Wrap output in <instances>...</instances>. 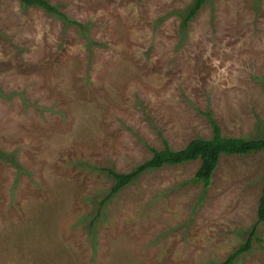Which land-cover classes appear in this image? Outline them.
I'll list each match as a JSON object with an SVG mask.
<instances>
[{
  "label": "rangeland",
  "instance_id": "1",
  "mask_svg": "<svg viewBox=\"0 0 264 264\" xmlns=\"http://www.w3.org/2000/svg\"><path fill=\"white\" fill-rule=\"evenodd\" d=\"M0 0V264H264L263 153L113 179L162 150L264 138V0ZM4 158V157H3ZM15 161L16 164H13Z\"/></svg>",
  "mask_w": 264,
  "mask_h": 264
},
{
  "label": "trees",
  "instance_id": "2",
  "mask_svg": "<svg viewBox=\"0 0 264 264\" xmlns=\"http://www.w3.org/2000/svg\"><path fill=\"white\" fill-rule=\"evenodd\" d=\"M21 3L26 7H37L45 12L60 16L69 25L83 26L75 21L67 18L63 13L59 11V8L52 5L48 0H20ZM207 0H194L190 11L184 18V26L195 18L197 13L206 4ZM205 115L208 118L210 126L213 129V136L211 139L196 138L192 140L187 146L181 150H172L166 141H163V149L155 150L151 149L153 156L150 160L137 167L133 172L129 174H122L116 172L114 169H103L113 179V186L109 194L99 202L98 212L92 221V225L95 224L97 219L100 217L101 209L108 203V201L118 194L122 189L131 185L135 182L141 174L153 170L161 169L164 166L174 167L186 163H192L197 160L201 161V166L196 173V179L201 181L205 188H208L212 181V176L217 169L219 160L222 156H233V155H247L251 153H263L264 156V138L255 140H245L243 138H228L221 135V131L217 123L213 120L211 113L206 112ZM2 159L13 161L10 154H2ZM4 157V158H3ZM13 164H16L15 161ZM258 223H264V187L262 196L260 199L258 209ZM256 227L248 235L247 242L238 250L233 252L227 261L222 264H234V262L242 255L248 253L254 242Z\"/></svg>",
  "mask_w": 264,
  "mask_h": 264
}]
</instances>
